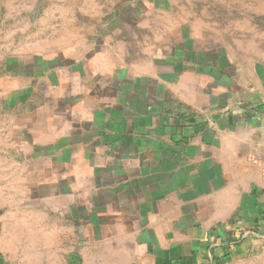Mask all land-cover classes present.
Wrapping results in <instances>:
<instances>
[{"label": "crops", "instance_id": "obj_1", "mask_svg": "<svg viewBox=\"0 0 264 264\" xmlns=\"http://www.w3.org/2000/svg\"><path fill=\"white\" fill-rule=\"evenodd\" d=\"M50 1L4 71L18 183L0 264H264V43L236 58L231 14L169 0Z\"/></svg>", "mask_w": 264, "mask_h": 264}, {"label": "rangeland", "instance_id": "obj_2", "mask_svg": "<svg viewBox=\"0 0 264 264\" xmlns=\"http://www.w3.org/2000/svg\"><path fill=\"white\" fill-rule=\"evenodd\" d=\"M14 2L13 9L10 10L9 3ZM0 0V233L2 230V222H7L6 218L8 213H13L14 224L9 223V230L16 232V209L15 205L17 193L16 185L18 183L17 170L11 168L14 164L7 162V154L12 153L11 138L14 136L12 132L16 131V111L14 101L9 97V92L15 85L11 76L6 71V62L9 58H16V54L20 53L18 44L20 42H26L39 37V32L43 27L49 23H52L53 18H56L55 14H36L38 10L39 0H21L22 5L20 11L17 8L18 0ZM41 0V4H42ZM48 2L50 0H47ZM51 3V1H50ZM185 5L186 9H181ZM30 4V5H26ZM27 6H31L27 8ZM51 4L50 10L53 9ZM169 14H220V16H229L231 14L234 27L231 31H228V35L222 37H230L234 40L235 48L232 51L236 58H255L258 52L257 45L264 43V0H169ZM30 8H32L30 10ZM64 6L56 7L60 14L58 16H64L62 10ZM46 9V8H45ZM36 10L35 14H28ZM22 12V14H18ZM153 14V13H152ZM223 14V15H222ZM39 16H43L42 19ZM55 16V17H54ZM39 18V19H38ZM154 25H159L160 21ZM222 18V17H221ZM153 19L151 20V23ZM41 23L42 25H38ZM249 26V32L247 34L242 31ZM236 42V43H235ZM262 47V46H261ZM32 53V52H29ZM8 98V99H7ZM9 101V102H8ZM8 202H13L8 205ZM8 206V207H7ZM9 222L11 214L9 215ZM7 226L4 229H7Z\"/></svg>", "mask_w": 264, "mask_h": 264}, {"label": "built area", "instance_id": "obj_3", "mask_svg": "<svg viewBox=\"0 0 264 264\" xmlns=\"http://www.w3.org/2000/svg\"><path fill=\"white\" fill-rule=\"evenodd\" d=\"M245 234L244 233H239L234 236L233 240H229L231 244H236V242H239L244 238Z\"/></svg>", "mask_w": 264, "mask_h": 264}]
</instances>
